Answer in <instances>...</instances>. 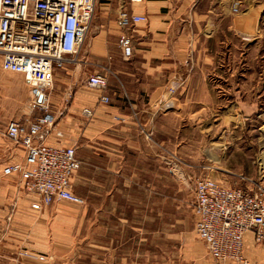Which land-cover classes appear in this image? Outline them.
<instances>
[{
    "label": "rangeland",
    "instance_id": "374dc122",
    "mask_svg": "<svg viewBox=\"0 0 264 264\" xmlns=\"http://www.w3.org/2000/svg\"><path fill=\"white\" fill-rule=\"evenodd\" d=\"M122 5L119 0H97L93 25L81 54L55 73L48 92L56 122L59 111L63 113L70 106L74 94L85 90L87 79L96 72L107 73V93L115 90L120 95L116 101H124L128 107L125 93H131L129 88L136 89L138 80L121 76L125 88L117 82L112 59L124 60L118 48L119 34L111 33L105 42L101 38L108 29L122 31L118 29ZM244 8L243 0L240 13L230 16L241 17ZM221 39L223 49L217 71L226 80L220 84L218 97L205 100L209 107H220L218 113L193 117L188 111L192 106L188 107L180 96L185 83L176 78L164 82L157 134L147 131L146 137L138 127L130 132L137 143L143 139L144 155L139 156L138 145L129 154V164L117 163L124 174L88 171L90 178L80 180L75 178L79 170L72 184L83 203L56 202L47 214H36L28 242L19 236L20 223L0 218V263L26 264L24 249L28 247L31 256L44 252L51 257L47 264H97L106 262L109 250L120 247L125 251V260L130 257L129 264H215L196 234L193 183L184 178L209 177L242 189L251 188L252 182L264 185V13L253 36H235L227 28ZM92 44L101 48L94 55L90 54ZM137 67L134 64L125 69L129 73ZM33 100L22 76L0 68V139H4L11 121L30 122L41 114L32 111ZM111 103H99V107H110ZM137 111L131 113L133 121L139 118ZM224 117L226 123L221 121ZM113 120L118 125L110 123V129L119 130L121 137L129 118L115 116ZM1 196L4 205H0V214L8 212L12 198L9 193ZM256 245L264 250V242ZM66 252L67 262L60 258ZM261 261L264 264V259Z\"/></svg>",
    "mask_w": 264,
    "mask_h": 264
},
{
    "label": "crops",
    "instance_id": "0c3cea01",
    "mask_svg": "<svg viewBox=\"0 0 264 264\" xmlns=\"http://www.w3.org/2000/svg\"><path fill=\"white\" fill-rule=\"evenodd\" d=\"M127 7L131 12L146 15L149 19L147 24L138 25L128 32L134 43L132 60L112 59L113 76L122 87L124 86L121 76L138 80V87L129 88L131 93H125L129 108L126 102L122 101L120 104L116 101L120 95L111 89V106L99 107V93L83 87L85 90L74 94L70 106H64L63 113L58 108V120L47 139L49 145L76 149L82 166L75 178L80 180L90 178L88 171L124 174V169L119 168L117 163L129 164V154L132 149L136 150L138 145L139 156L144 155L141 143L143 139H139L137 143L132 139L130 132L138 127L140 133L146 137L147 131L157 134L161 119L159 103L164 91V82L170 83L176 78L185 83L180 90V96L185 98L188 107L192 106L188 111L193 117L218 113L220 107H209L205 100L218 97L221 92L220 84L226 80L220 70L217 71L220 50L223 49L221 36L227 28L233 31L235 36H253L259 30V19L264 13L261 0H244V14L236 18L230 16L231 6L228 0H145L140 4L129 2ZM118 29L121 30L119 20ZM118 31L117 28L103 31L101 38L105 42L111 33L119 34V37L122 31ZM99 50L100 46L92 44L90 54L94 55ZM127 63L129 64L126 65ZM134 64L138 65L137 70L128 73L125 67H133ZM85 108L95 110L94 117L85 120L82 116ZM126 111L130 113L123 115ZM134 111L138 112L137 121L131 118ZM115 116L129 118L128 124L122 127V131L126 132L121 137L119 130L110 129V126L117 124L113 120ZM226 120V117L221 118L223 123H226ZM156 140L155 137V143ZM25 156V149L12 143L6 135L4 139H0V200L3 199L1 194L9 193L12 197L7 207L8 212L3 211L0 218L20 223L22 233L19 236L28 242L30 237L27 235L32 218L38 213L47 214L52 207H45L42 211L33 209L39 198L24 191L21 176L4 174L7 166L24 163ZM72 189H75L73 184ZM0 205L4 204L0 201ZM118 248L109 250L106 262L97 264H129L130 257L127 256L126 261L125 251ZM25 250L31 254L30 248L25 247ZM244 255L252 264H261L264 259V250L257 247L252 234L245 237ZM33 256H44L47 261L41 262L27 257H24L23 261L26 264L32 261L47 264L51 260L44 252ZM60 258L67 262V252L64 256L60 255Z\"/></svg>",
    "mask_w": 264,
    "mask_h": 264
},
{
    "label": "built area",
    "instance_id": "2783aa9c",
    "mask_svg": "<svg viewBox=\"0 0 264 264\" xmlns=\"http://www.w3.org/2000/svg\"><path fill=\"white\" fill-rule=\"evenodd\" d=\"M122 34L118 48L124 60L134 55V43L128 32L148 22V17L131 12L127 4L145 0H119ZM231 13L241 11L243 0H229ZM128 2V3H127ZM97 0H0V68L23 76L33 96L32 111L41 114L33 121H11L6 137L26 151L25 162L7 166L6 176L19 174L24 190L37 196L33 209L42 211L56 202L81 204L83 200L72 189V179L81 169L76 149L52 146L47 139L56 124L50 110L49 88L55 73L75 62L92 28ZM88 89L98 92L99 103L107 106L109 77L96 72L86 81ZM173 92V90H172ZM87 119L94 110L85 108ZM192 181L195 194L196 234L205 244L215 264H251L244 255L245 237L254 236L264 242V185L252 182V187H228L209 177ZM27 257L47 261L44 256Z\"/></svg>",
    "mask_w": 264,
    "mask_h": 264
}]
</instances>
